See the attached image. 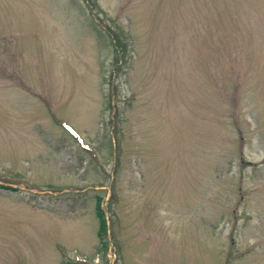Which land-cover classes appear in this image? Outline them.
<instances>
[{
	"label": "rangeland",
	"instance_id": "obj_1",
	"mask_svg": "<svg viewBox=\"0 0 264 264\" xmlns=\"http://www.w3.org/2000/svg\"><path fill=\"white\" fill-rule=\"evenodd\" d=\"M0 264H264V0H0Z\"/></svg>",
	"mask_w": 264,
	"mask_h": 264
}]
</instances>
